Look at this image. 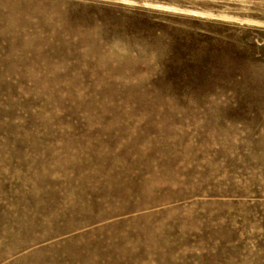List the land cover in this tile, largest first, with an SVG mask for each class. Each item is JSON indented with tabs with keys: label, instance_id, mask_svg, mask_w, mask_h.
Masks as SVG:
<instances>
[{
	"label": "rangeland",
	"instance_id": "1",
	"mask_svg": "<svg viewBox=\"0 0 264 264\" xmlns=\"http://www.w3.org/2000/svg\"><path fill=\"white\" fill-rule=\"evenodd\" d=\"M0 264H264V0H0Z\"/></svg>",
	"mask_w": 264,
	"mask_h": 264
}]
</instances>
